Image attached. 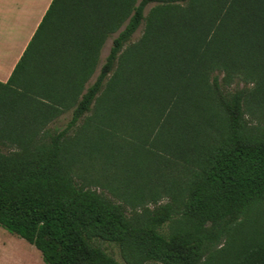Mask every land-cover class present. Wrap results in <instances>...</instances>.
I'll return each mask as SVG.
<instances>
[{
    "label": "trees",
    "instance_id": "1",
    "mask_svg": "<svg viewBox=\"0 0 264 264\" xmlns=\"http://www.w3.org/2000/svg\"><path fill=\"white\" fill-rule=\"evenodd\" d=\"M2 88L0 227L44 264H264V0H52Z\"/></svg>",
    "mask_w": 264,
    "mask_h": 264
},
{
    "label": "crops",
    "instance_id": "2",
    "mask_svg": "<svg viewBox=\"0 0 264 264\" xmlns=\"http://www.w3.org/2000/svg\"><path fill=\"white\" fill-rule=\"evenodd\" d=\"M51 2L0 0V89L8 82Z\"/></svg>",
    "mask_w": 264,
    "mask_h": 264
},
{
    "label": "rangeland",
    "instance_id": "3",
    "mask_svg": "<svg viewBox=\"0 0 264 264\" xmlns=\"http://www.w3.org/2000/svg\"><path fill=\"white\" fill-rule=\"evenodd\" d=\"M151 7L152 6H149L145 10V15L147 14V12L149 11ZM143 27L144 25H142L138 29V31L134 34L132 38L133 42L137 41L140 38L143 32ZM111 41L112 39L108 40L105 43L104 47L102 48L96 73L89 81L88 86L91 85L95 81L99 73L100 67L104 63V60L109 52ZM200 41H201V36L200 34H197V37H196L197 45L200 43ZM245 85H246L245 82H243L242 80H239V81L235 80L232 84H230L227 87V90L228 92L232 93L237 89L243 88ZM246 87L252 88V85L248 84L246 85ZM251 106H253V104H251ZM253 111L254 112L247 114L246 120L249 126L250 127L264 126V112L258 109H254ZM70 118H71V114L62 116L55 124H53L54 128L57 129V131L63 129L68 123V121L70 120ZM143 138L146 139V137H143ZM140 155L142 156L143 154H140ZM133 158L135 159V161L137 162L140 161L141 163L144 157L141 160L137 159L136 156H134ZM78 175L84 178L83 177L84 171L80 170ZM180 177H182V180L184 179V175L180 174ZM179 180L182 181L180 178ZM162 187L164 186H160V188ZM166 201H167L166 199H162L160 202L165 203ZM165 228H168V227L166 226ZM98 245L102 249H104L109 255H111L119 264H126L123 258L121 257L120 252L117 247H115L114 245L106 244V243H99ZM0 264H44V263L41 259L40 253L33 246L29 245L24 240L12 234H9L8 232H6L0 227Z\"/></svg>",
    "mask_w": 264,
    "mask_h": 264
}]
</instances>
